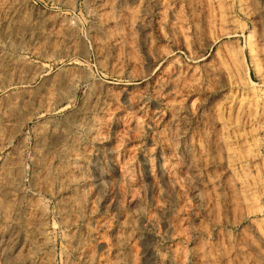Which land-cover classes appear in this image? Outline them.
Instances as JSON below:
<instances>
[{
  "label": "rangeland",
  "instance_id": "374dc122",
  "mask_svg": "<svg viewBox=\"0 0 264 264\" xmlns=\"http://www.w3.org/2000/svg\"><path fill=\"white\" fill-rule=\"evenodd\" d=\"M0 264H264V0H0Z\"/></svg>",
  "mask_w": 264,
  "mask_h": 264
}]
</instances>
